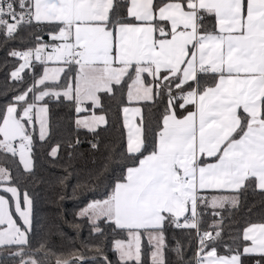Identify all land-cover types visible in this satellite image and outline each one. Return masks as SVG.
Returning <instances> with one entry per match:
<instances>
[{
  "label": "snow or ice",
  "instance_id": "snow-or-ice-1",
  "mask_svg": "<svg viewBox=\"0 0 264 264\" xmlns=\"http://www.w3.org/2000/svg\"><path fill=\"white\" fill-rule=\"evenodd\" d=\"M33 22L48 25L50 42L35 34L34 47L11 51L23 62L10 78L22 83L34 61L43 72L33 71L32 83L0 115V156L12 162L18 157L24 173L33 175L34 125L45 140L51 100L63 97L80 113L87 103L102 107L100 93L115 98L117 86L127 83L129 103L159 101L164 111L152 151L144 155L142 109L123 107L127 152L142 158L135 157L138 163L106 198L77 213L91 225L90 234L105 237L101 222L122 234L111 242L117 264H143L145 237L151 264H166L168 226L196 231V264H244L243 256L264 264V223L244 228L242 251L220 255L215 247L223 231L217 209L237 208L249 186L264 195V0H0L5 40L20 38L22 26ZM72 65L74 78L65 67ZM107 123L95 112L76 121L90 132ZM12 181L11 169L0 165V192L10 194H0V254L7 250L17 264H49L50 256L54 264H80L84 257L78 253H54L43 241L33 247V202L27 192L21 201ZM221 190L231 194H215ZM207 208L221 219L202 231ZM73 227L79 231L80 225ZM94 248L104 264H113L103 254V241ZM174 251L183 264L179 242Z\"/></svg>",
  "mask_w": 264,
  "mask_h": 264
},
{
  "label": "trees",
  "instance_id": "trees-1",
  "mask_svg": "<svg viewBox=\"0 0 264 264\" xmlns=\"http://www.w3.org/2000/svg\"><path fill=\"white\" fill-rule=\"evenodd\" d=\"M125 2L126 0H118L121 5ZM118 11L123 12L125 9L121 7ZM47 32V24L33 22L32 26H22L20 38L16 40H5L0 33V115L12 101V97L32 83L33 71L39 76L44 67L34 62V69H25L22 73L24 81L18 83L10 78V74L21 60L9 53L34 47L35 34H40L45 42H50ZM66 71L69 72L70 78L75 77L76 67L71 66ZM60 83H67L63 75ZM117 88L119 90L116 91L115 98L100 93L102 107L93 111L105 115L108 123L98 127L96 132L77 126L78 113L74 103L63 97L59 101L53 99L49 102V128L45 140H40L37 126L33 131V175L24 173L18 157L12 162L11 157L5 160L0 156V165L7 166L12 171L13 184L18 185L21 194L27 192L33 202L32 231L29 233L33 247L43 241L54 253H63L65 256L78 253L84 257L80 264H104L103 256L98 255L94 248V245L101 241L103 254L113 264H117V256L112 251L111 242L113 239L123 238L122 234L118 230L114 233L112 228L103 222L101 227L105 237L90 234L91 225L77 213L91 201L106 198L114 184L123 180L127 168L138 163L135 157L142 158L139 153L127 152V131L122 111L123 107L129 104L126 95L127 83L123 84L122 88ZM141 105L147 148L144 155H147L152 151L156 132L159 131L164 106L159 101L154 104L142 102ZM93 144H96L95 148L92 147ZM53 148L57 149L56 156L51 155ZM3 194L10 197L9 194ZM204 211L200 228L211 229L210 225L221 217L213 216L211 208ZM217 211H221L223 217V231L215 242L218 253L229 255V249L238 247L242 251V245L245 243L242 239L244 228L252 223H264V195L254 186H249L241 191L237 208L226 206V210ZM74 224L80 225L79 231L73 227ZM165 242L166 264H180L174 251L177 242L182 246L183 264H195V230L168 226ZM151 251L145 237L143 264H151ZM256 259L258 257H242L244 264H255ZM54 260L55 256H50L49 264H54ZM0 264H17V260L7 255L5 250L0 254Z\"/></svg>",
  "mask_w": 264,
  "mask_h": 264
},
{
  "label": "crops",
  "instance_id": "crops-1",
  "mask_svg": "<svg viewBox=\"0 0 264 264\" xmlns=\"http://www.w3.org/2000/svg\"><path fill=\"white\" fill-rule=\"evenodd\" d=\"M34 62H35V61H34ZM36 63H37V62H36ZM48 66H49V67H54V66H56V65H53L51 62H49V65H48ZM65 67H66V70H67V69H68V66H65ZM76 71H77V67H76ZM75 74H76V73H75ZM209 75H211V74H209ZM149 79H150V78H149ZM129 83H130V81H129ZM99 95H100V94H99ZM141 103H142V102H140V103L132 102V103H129L128 105H126V106H124V107H129V108L140 107V108L142 109V112H143V108H142ZM83 107L86 108L87 111H83V112L78 113V116H77L76 121H77L78 119H83L84 117H90V116L93 114V112H94V111H93V107H92V105H91L90 103H87V104L83 105ZM181 111H182V110L177 109L178 115L181 113ZM95 114H96V115H101L100 113H96V112H95ZM184 114H186V113H184ZM128 117H129V119L132 121L133 124H136V123L139 122V117H135V116H133V114H132L131 112H129ZM123 120H124V113H123ZM36 126H37V128H38V133H39V124H38V123L35 124V125H34V128H35ZM101 126H102V125H101ZM30 129H31V128H30ZM126 131H127V133H128V129H127V128H126ZM0 194H3V193L0 192ZM20 194H21V193H20ZM215 194H225V195H228V194H231V193L221 190V191H219V192H216ZM3 195H4V194H3ZM9 195H10V194H9ZM6 197H8V196H6ZM21 201H23V194H21ZM14 218H16L18 224H20V225L23 227V221L20 220L18 216H15ZM18 219H19L20 222L18 221ZM218 254H219V253H218ZM220 255H221V254H220Z\"/></svg>",
  "mask_w": 264,
  "mask_h": 264
},
{
  "label": "built area",
  "instance_id": "built-area-1",
  "mask_svg": "<svg viewBox=\"0 0 264 264\" xmlns=\"http://www.w3.org/2000/svg\"><path fill=\"white\" fill-rule=\"evenodd\" d=\"M72 66L77 67L75 65H72ZM181 222H183V220ZM201 230L204 231V230H211V229H203V228H201ZM195 242H196V249H195V264H196V253H197V250H198V238H197V235H196V231H195Z\"/></svg>",
  "mask_w": 264,
  "mask_h": 264
},
{
  "label": "rangeland",
  "instance_id": "rangeland-1",
  "mask_svg": "<svg viewBox=\"0 0 264 264\" xmlns=\"http://www.w3.org/2000/svg\"><path fill=\"white\" fill-rule=\"evenodd\" d=\"M22 62H23V61H20V63H22ZM20 63H19V64H20ZM18 66H19V65H18Z\"/></svg>",
  "mask_w": 264,
  "mask_h": 264
},
{
  "label": "water",
  "instance_id": "water-1",
  "mask_svg": "<svg viewBox=\"0 0 264 264\" xmlns=\"http://www.w3.org/2000/svg\"><path fill=\"white\" fill-rule=\"evenodd\" d=\"M86 261V260H85ZM81 262H83V261H81Z\"/></svg>",
  "mask_w": 264,
  "mask_h": 264
}]
</instances>
